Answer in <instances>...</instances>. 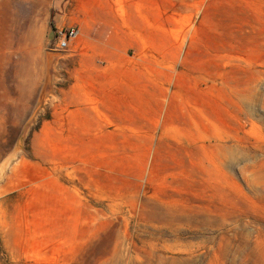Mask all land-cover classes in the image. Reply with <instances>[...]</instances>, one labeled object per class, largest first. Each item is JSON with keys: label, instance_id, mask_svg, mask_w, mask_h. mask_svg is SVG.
<instances>
[{"label": "rangeland", "instance_id": "1", "mask_svg": "<svg viewBox=\"0 0 264 264\" xmlns=\"http://www.w3.org/2000/svg\"><path fill=\"white\" fill-rule=\"evenodd\" d=\"M69 3L0 0V264H264V0H138L21 135Z\"/></svg>", "mask_w": 264, "mask_h": 264}, {"label": "crops", "instance_id": "2", "mask_svg": "<svg viewBox=\"0 0 264 264\" xmlns=\"http://www.w3.org/2000/svg\"><path fill=\"white\" fill-rule=\"evenodd\" d=\"M137 2L138 0H70L68 15L60 24L75 26L77 42L81 41L82 49L90 51L89 54L92 56L102 55L101 50L119 48L120 45L115 41L122 40L123 34L127 33V39L131 40L130 29L123 30L121 26L123 21L126 22V26L131 25V17L137 19V15L134 13L132 16L131 12L138 7ZM48 44L53 45L51 41ZM41 73L42 53H37V82L40 81ZM87 96L82 98V101H78V98L67 101V104L76 106L79 111L87 114L107 110V105L110 104L108 101L89 102Z\"/></svg>", "mask_w": 264, "mask_h": 264}, {"label": "water", "instance_id": "3", "mask_svg": "<svg viewBox=\"0 0 264 264\" xmlns=\"http://www.w3.org/2000/svg\"><path fill=\"white\" fill-rule=\"evenodd\" d=\"M63 50L49 48L48 50L44 51V71H43V78L41 81V85L39 87L38 93H37V99L34 104L33 110L28 117L26 123L24 124L21 135H25L28 127L31 125L32 120L34 119L35 114L39 113L40 109H43L45 107V101L48 96L53 95V89L51 87L52 78L50 76V69L52 67L53 60L56 58L57 55L62 54ZM19 141V139H18ZM14 155L13 152L7 154L4 159L0 163V176L5 172L4 167L7 165L9 160L11 159V156Z\"/></svg>", "mask_w": 264, "mask_h": 264}, {"label": "built area", "instance_id": "4", "mask_svg": "<svg viewBox=\"0 0 264 264\" xmlns=\"http://www.w3.org/2000/svg\"><path fill=\"white\" fill-rule=\"evenodd\" d=\"M76 34L77 28L75 26L56 28L51 48L64 50L67 47L69 40L75 38Z\"/></svg>", "mask_w": 264, "mask_h": 264}, {"label": "trees", "instance_id": "5", "mask_svg": "<svg viewBox=\"0 0 264 264\" xmlns=\"http://www.w3.org/2000/svg\"><path fill=\"white\" fill-rule=\"evenodd\" d=\"M49 25H50L51 27H54V25H53V23H52V20H50Z\"/></svg>", "mask_w": 264, "mask_h": 264}]
</instances>
